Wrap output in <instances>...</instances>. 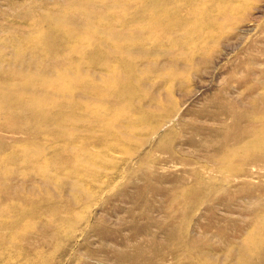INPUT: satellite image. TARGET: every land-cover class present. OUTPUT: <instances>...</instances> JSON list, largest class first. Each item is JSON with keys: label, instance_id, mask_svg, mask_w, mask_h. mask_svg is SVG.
Returning <instances> with one entry per match:
<instances>
[{"label": "rangeland", "instance_id": "1", "mask_svg": "<svg viewBox=\"0 0 264 264\" xmlns=\"http://www.w3.org/2000/svg\"><path fill=\"white\" fill-rule=\"evenodd\" d=\"M0 264H264V0H0Z\"/></svg>", "mask_w": 264, "mask_h": 264}, {"label": "bare ground", "instance_id": "2", "mask_svg": "<svg viewBox=\"0 0 264 264\" xmlns=\"http://www.w3.org/2000/svg\"><path fill=\"white\" fill-rule=\"evenodd\" d=\"M63 82V81H62Z\"/></svg>", "mask_w": 264, "mask_h": 264}]
</instances>
